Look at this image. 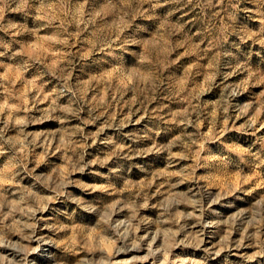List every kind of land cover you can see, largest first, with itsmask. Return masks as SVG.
Masks as SVG:
<instances>
[{
  "label": "rangeland",
  "instance_id": "374dc122",
  "mask_svg": "<svg viewBox=\"0 0 264 264\" xmlns=\"http://www.w3.org/2000/svg\"><path fill=\"white\" fill-rule=\"evenodd\" d=\"M0 264H264V0H0Z\"/></svg>",
  "mask_w": 264,
  "mask_h": 264
}]
</instances>
